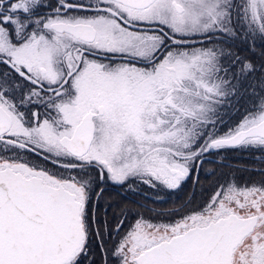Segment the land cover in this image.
<instances>
[{"label": "snow or ice", "instance_id": "obj_1", "mask_svg": "<svg viewBox=\"0 0 264 264\" xmlns=\"http://www.w3.org/2000/svg\"><path fill=\"white\" fill-rule=\"evenodd\" d=\"M225 150L261 179L99 218ZM0 264H264V0H0Z\"/></svg>", "mask_w": 264, "mask_h": 264}, {"label": "trees", "instance_id": "obj_2", "mask_svg": "<svg viewBox=\"0 0 264 264\" xmlns=\"http://www.w3.org/2000/svg\"><path fill=\"white\" fill-rule=\"evenodd\" d=\"M231 160L232 162L239 163L242 168L236 166H227L223 161ZM253 158L250 153L246 152H222L219 156H212L205 161L203 168L201 169L198 177L190 178L181 189L173 193L166 192L165 208L166 212H170L173 209L179 210L181 206L188 203L190 200L193 204L200 203L203 199L207 198V192L219 179L234 176L238 180H259L258 175L245 171L244 169L253 166ZM214 172L215 175H210ZM168 219L167 216H165ZM98 258V257H97Z\"/></svg>", "mask_w": 264, "mask_h": 264}, {"label": "flooded vegetation", "instance_id": "obj_3", "mask_svg": "<svg viewBox=\"0 0 264 264\" xmlns=\"http://www.w3.org/2000/svg\"><path fill=\"white\" fill-rule=\"evenodd\" d=\"M230 152L236 150H227ZM226 152V151H225ZM223 163L229 166L242 168L239 163L231 160H224ZM161 196V193L159 194ZM165 193H162L160 199H156V194L152 189L142 188L141 191H127L123 188L110 186L105 189L102 199L99 202L98 215L101 220H107L109 228L115 227L116 221L121 217V212L127 213L129 219L139 215L157 219L156 213H165ZM105 209L107 214L105 215ZM166 219L165 217H160ZM114 243V240H109L108 245ZM99 259V254H98Z\"/></svg>", "mask_w": 264, "mask_h": 264}, {"label": "rangeland", "instance_id": "obj_4", "mask_svg": "<svg viewBox=\"0 0 264 264\" xmlns=\"http://www.w3.org/2000/svg\"><path fill=\"white\" fill-rule=\"evenodd\" d=\"M225 151H226V152H228L227 150H225ZM225 151H223V152H225ZM226 152H225V154H226ZM233 152H236V153H237V152H238V150H236V151H233ZM239 152H240V151H239ZM164 193H165V195H166V192H164ZM167 193H173V194H174L175 192H167ZM174 195H175V194H174ZM161 197H162V193H161ZM165 198H166V197H165Z\"/></svg>", "mask_w": 264, "mask_h": 264}]
</instances>
